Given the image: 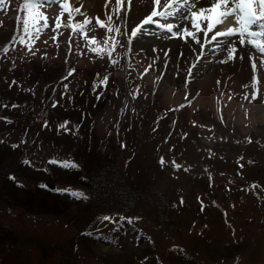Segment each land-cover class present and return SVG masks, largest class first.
<instances>
[{
	"label": "rangeland",
	"instance_id": "rangeland-1",
	"mask_svg": "<svg viewBox=\"0 0 264 264\" xmlns=\"http://www.w3.org/2000/svg\"><path fill=\"white\" fill-rule=\"evenodd\" d=\"M24 3L16 2L7 10L15 28L3 32V37L0 32V177L4 166L16 168L10 171L15 173L14 183L4 185L0 179V264H96L102 255L117 250L103 242L114 236L124 237L135 264L146 260L145 264H264V79H256L254 87L258 70L253 60L255 67L260 61L256 49L245 41L242 46L248 51L228 59L224 46L235 45L237 36L232 35L224 37L220 47L207 42L202 48L195 42L184 50L180 44L171 54L162 50L161 56H153L136 44L138 36H130L134 27L127 32L128 20L121 16L120 32L113 26L105 36L115 37L124 47L117 44L119 52L109 58L97 40L88 44L98 24L83 12L82 3L69 0V6L83 14L72 11L70 16L65 11L55 33L52 28L60 15L55 4L38 9L47 16L49 27L44 28V20L34 22ZM162 3L159 11L169 14L155 17L148 26L154 36L170 38L172 32L162 25L188 21L181 14L189 5ZM5 4L2 0L0 11ZM86 17L92 22L83 36L74 26ZM106 17L100 19L110 27ZM89 48L101 51L103 58ZM94 58L102 61L97 62L102 67L84 79ZM245 58L248 70L242 74ZM128 61L133 65L125 72L122 68ZM140 71L150 79H143V88L136 87L138 95L129 111L121 109L125 105L120 102L133 96V74ZM108 72L121 79H110ZM182 110L186 112L180 115ZM21 116L46 122L30 129ZM181 116L189 122L182 123ZM214 116L224 124L209 125ZM172 125L177 134L167 139ZM52 130L58 138L50 135ZM25 160L30 165L21 167ZM50 160L80 161L87 180L50 169ZM105 162L107 174L111 167L117 181L125 178L138 186H148L142 179L164 166L161 180L149 183L158 201L156 221L141 212L129 219L115 214L112 205L107 210L90 206L85 199L60 191L71 188L93 200L87 181L91 171ZM47 184H52L51 192L28 193ZM105 216L112 221H102Z\"/></svg>",
	"mask_w": 264,
	"mask_h": 264
},
{
	"label": "snow or ice",
	"instance_id": "snow-or-ice-1",
	"mask_svg": "<svg viewBox=\"0 0 264 264\" xmlns=\"http://www.w3.org/2000/svg\"><path fill=\"white\" fill-rule=\"evenodd\" d=\"M133 2L134 0H116V3L122 6L120 10L123 11H128ZM151 2L154 5L153 9L151 10L150 14L143 19L141 24L135 26L132 29L130 33L131 37H135L139 32H141L143 30L144 25L155 22L154 21L155 17L157 16L166 17L169 14L167 12L157 11L158 6L160 5V0H151ZM187 2L188 0H174V3L176 4H184ZM0 3H2V0H0ZM46 3L48 5L59 4L62 9L61 16L56 18V24L53 31H55L57 28H60L62 26L60 20L65 11H67L70 16L72 11H75L77 14H83L81 13L80 8L72 9L69 6V0H25L23 8L30 12L34 22L37 19H43L44 28L49 27V25L47 24V16L39 12L38 9L40 7L45 6ZM110 4H111V0H105V5L109 7V12H111ZM167 7L172 8L173 3H169ZM195 7L196 5L193 4V8ZM190 12H191V17L194 18L190 27H181L180 25H172V24L162 25V27H165L167 31L172 32L174 37L184 38V39L190 38L191 40L200 44L202 48L205 47V45L201 43V40L196 35V33L191 31V28H195L198 32H203L206 38L208 33H212L210 37L211 41H216L218 37L232 36L233 34H237L239 36L240 45H243L245 41H247L256 49V52L260 54V61H259L260 66L261 68H264V0H211V5L209 8L201 7L199 8L198 11L190 10ZM211 13L216 14L215 19H213L212 16L209 15ZM229 17L232 18V20L235 22V25H238V27L233 26L227 28V30H217V25L223 24L225 21L229 19ZM106 19L107 21L111 22L112 20L111 15H108ZM198 20H202V23H197L196 21ZM91 22L92 21L86 17L82 24H77L74 26V31H80L81 35L87 36V33L84 31V28L87 24ZM28 23H29L28 20L25 19L24 20L25 32H27L28 30ZM96 23L99 24L100 27H106L105 23L101 21L99 17L96 18ZM174 27L177 29L176 31H173ZM106 31L108 33H111L113 29L111 27H106ZM115 31L119 33L120 29L116 28ZM37 33H39V29H37ZM13 39H15V37H13ZM53 39L55 40L56 37H53ZM109 40L113 41L112 51H114L116 45L120 44V42L115 40V37L110 36L104 40L105 46L108 45ZM256 41L259 42L257 43ZM21 42H23V40H21ZM95 42H96L95 37H92L91 39L88 40V44H92ZM120 46L124 47L123 44H120ZM224 48L229 53L228 59L237 58L236 54L238 52V49L235 46L229 48L227 45H225ZM3 51L6 52L7 48L3 49ZM29 51H31V45H29ZM89 51L95 52L97 55H101V58H103L101 51H98V49L89 48ZM112 51L108 52L109 58H111L112 56ZM34 54L35 53H33V55ZM249 59L251 60L252 57H249ZM116 62L117 61L115 60L112 61V63H116ZM220 62L226 63L227 60H223ZM192 67H195V65H192ZM253 67L255 68V60H253ZM102 82L106 83L107 77H105ZM257 82L258 81L256 80V74L254 73V87H255V83ZM13 83H15V81ZM252 98L256 99V95L254 94ZM61 127H63V125H61ZM13 147H17V145H13ZM23 163L30 165V162L27 160L23 161ZM49 163L59 164L60 167L65 169L79 168V165L67 160L65 161L50 160ZM163 163H164L163 158H161V164ZM173 163L177 169L181 168V165L175 164V162ZM10 179H15V177H10ZM41 187H46V185H41ZM60 191L67 192L71 197L75 199H87V196L83 192L72 190L71 188ZM181 203H183L182 200ZM103 220H107L111 222L112 218L105 216L102 217V221ZM129 223H131V220H129Z\"/></svg>",
	"mask_w": 264,
	"mask_h": 264
},
{
	"label": "trees",
	"instance_id": "trees-1",
	"mask_svg": "<svg viewBox=\"0 0 264 264\" xmlns=\"http://www.w3.org/2000/svg\"><path fill=\"white\" fill-rule=\"evenodd\" d=\"M71 68H73V67H71ZM67 70L65 71L64 74H66ZM97 73H98V70H97ZM88 74H91V71H88V73L84 76V79L89 78ZM107 74H108V77L110 79L113 77V76L110 77L111 74L109 72ZM117 78H119V77H117ZM119 79H121V78H119ZM116 85H117V82L115 83L114 86H116ZM136 87H139V86L136 85L134 89L132 88L133 92H131V94H133V96L127 95L128 100H124V101L120 102V103L124 104L126 107V108L121 107V109L123 108L124 110L129 111V109H130L129 106L132 105L131 102L134 99H136L137 95H138L136 92ZM154 93L155 92H152L150 95L149 94H146V95L152 96ZM124 94H127V92H125ZM118 95H120V94L118 92H116L115 96H118ZM54 102L55 101H53L52 104ZM52 104H51V106H52ZM171 110H173V109L171 108ZM184 112H186V111L185 110L180 111V115L184 114ZM8 113H11V112L8 111ZM168 113H170V112H168ZM168 113H167V115H168ZM4 119H6V118H4ZM21 119H22L24 124H29L30 129H32L33 127L34 128L39 127L41 125L43 126V123L46 122L44 120H40L38 123L37 119L33 118V120H32L31 118L25 117V116H21ZM164 120H166V119H164ZM180 120L184 124H187L189 122V119L184 118L183 116L180 117ZM173 121L175 122V120H173ZM11 122L13 124H15L16 120L12 119ZM169 122H170V120H169ZM214 122L221 124V122L219 120L214 119V121L210 120L209 125H215ZM174 127L175 126L172 125L170 133H167V135H166L167 139H170V136L174 137L177 134V132H175V130H174ZM185 131H183V133L181 134L183 139L186 136ZM50 135H53L55 138H58V136L55 134V130H52L50 132ZM164 143L166 144L167 140H165ZM236 161H238V159H236ZM77 162H74V163L79 165L78 169H65V168L55 166L52 164H50L49 168L50 169L56 168V169L62 170L64 172L63 176H65V177L78 178L79 176H81L83 179L87 180V173L82 171L83 167H82L80 161H77ZM0 163H1V161H0ZM237 163L239 164L241 162H237ZM105 164L107 165L109 163L105 162L104 164L103 163L98 164L97 167L93 171H91V173L89 171L90 179L87 181V188L94 195V198L92 200L91 195H88L87 199L83 200V202L85 204L90 203V206L94 205L95 207L107 206L106 210L108 208H110L109 205H112L116 209V210H114L115 214L124 215V216L128 217L129 219L137 218L141 212V213L147 215L149 218H152L156 221V214L159 212L158 201H156V199H155V189L152 188L149 185V183H154V182L161 180V178H160L161 177L160 174H162L161 169L164 166L161 165L160 168L157 170V172H154L153 177L142 179L148 183V186L144 185V184L138 186L137 184L133 185V184L128 183V181L125 178H121L120 181H117L116 171L114 169H111V167L107 168V171L109 174L108 175L106 170H105ZM20 166L24 167L26 165H25V163L22 162V164H20ZM2 169L4 170L5 174H4V176L0 177V179L4 182V185H6V181H8V184H10V181L13 180V179H10V177H13V175L15 174L14 172H10V171L11 170L15 171L16 168L12 167V169H11V168H7V166H4ZM33 171L40 172V173L41 172L49 173L48 170H43V171L33 170ZM149 174H150V172L146 171L144 175L148 176ZM0 175H2L1 169H0ZM111 176L115 179H112ZM91 177L94 179H91ZM171 177H173V176L171 175ZM149 181H151V182H149ZM51 185L52 184H47L46 187H41V185H37L35 191L30 190L28 193L35 194L36 192H38L40 190L51 192L52 191V189H50ZM16 186H21V185H16ZM145 188H148V190H146ZM19 190L24 192V190L21 187H19ZM159 223H160V221H159ZM88 226H86L85 229H87ZM91 237L92 236H88V238H91ZM123 238H124L123 236H121V237L114 236L113 238H104L103 242L105 244L109 245V247H111L113 249L117 248V250H114L113 252L108 251L107 253H105V255H102L103 257L101 256L102 259L100 258V262L96 263V264H135L134 253H133V251H130V249L126 247V245L124 244L126 240ZM95 241L97 242V240H95ZM90 245L92 246V244H90ZM93 249L96 250L94 247H93ZM95 254L97 255V253H95ZM97 256L100 257L99 255H97ZM145 262H147V260L144 262L140 261L138 263L139 264H145ZM154 264H155V262H154Z\"/></svg>",
	"mask_w": 264,
	"mask_h": 264
},
{
	"label": "bare ground",
	"instance_id": "bare-ground-1",
	"mask_svg": "<svg viewBox=\"0 0 264 264\" xmlns=\"http://www.w3.org/2000/svg\"><path fill=\"white\" fill-rule=\"evenodd\" d=\"M20 1L22 0H6L5 7L1 9L0 11V32H2V37L5 35L3 32H7L15 28V24L13 25L9 22L8 16L6 13L9 8L13 7L16 4V2H20ZM71 1L73 4L77 2L82 3V10L87 15V17H92L96 19L97 17L105 18L106 16L111 15L112 20L111 22H108V25L112 28L113 26L117 28L120 19L124 16L128 20V23L126 24L127 32H129L131 28L141 24L143 19L147 15H149L151 10L153 9V7L151 6L152 2L150 0H134V2L132 3L128 11L120 10L122 6L119 7L118 4L116 3L118 6L117 7L115 2H112L111 0V4H110L111 12H109V7L105 5V0H71ZM193 4L196 5L195 8H193ZM55 5L59 8V12H60L59 16H61L62 9L60 5L59 4H55ZM187 5H189V7L188 8L185 7L181 15L188 16V19L190 20V19H194L191 17L190 10L198 11L199 8L201 7L209 8L211 5V0H188ZM162 8H163V3L158 6L157 11L161 10ZM209 15H211L212 18L215 19V16H216L215 13H211ZM64 17H65V12L63 16L61 17L60 23L63 22ZM189 20L185 22H181L178 25H180L181 27H188ZM196 22L202 23V20H198ZM55 24H56V18H55ZM233 26L238 27V25H235V22L232 20V18L229 17V19L225 21L223 24L217 25V30H227V28L233 27ZM99 27L100 26L98 24L97 30H96L97 34H94L95 35L94 37L95 38L97 37V41L101 43V46L103 47V54H105V57H108V52L112 51V48H110L109 45L107 46L104 45L103 36L107 33L106 27H100V28ZM54 28H52V32L55 33V31H53ZM152 32L153 30L151 26H148V24L144 25L143 30L137 34L138 38L135 42L144 52H148L153 56H161L162 50H164L168 54H171L177 48L180 47V44L182 45V49L184 50L191 48L195 44V41L191 40L190 38L184 39V38H177L174 36L170 38H158L154 36ZM193 32L196 33V35L200 38L201 43H203L204 45L208 42V43H213L216 45L218 44L215 47H220L223 43L224 37H218L216 41H211L210 37L212 33H208L207 38H206L203 32H198L196 29ZM236 36L238 35L236 34ZM234 46L238 49V52L236 55L237 57H239L240 53L248 51V49H244V47L239 44V36L235 40ZM113 52L114 51H112V54ZM22 54L23 53H20L18 57H21ZM90 61L92 62V64L87 65L88 66V68L86 69L87 71H96V70L101 69L102 66L98 65L97 62H102V61H99L97 58H94ZM8 63L9 62H4L5 65H7ZM258 63L259 65L255 67V69L258 70L255 73L256 79H264V68H261L260 62ZM244 65H245V69L242 71V74H244L248 70L247 58H245ZM188 77L189 75H184L183 79H190ZM144 78L145 76L142 73L139 76H135V79H144ZM111 79H119V78L114 76Z\"/></svg>",
	"mask_w": 264,
	"mask_h": 264
}]
</instances>
